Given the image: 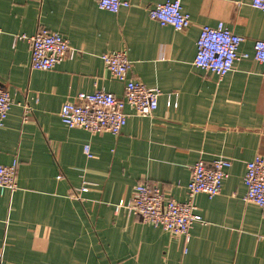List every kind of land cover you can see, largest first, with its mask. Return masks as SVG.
I'll return each mask as SVG.
<instances>
[{
  "label": "crops",
  "instance_id": "1",
  "mask_svg": "<svg viewBox=\"0 0 264 264\" xmlns=\"http://www.w3.org/2000/svg\"><path fill=\"white\" fill-rule=\"evenodd\" d=\"M125 1L128 8L109 13L97 0H0V87L11 98L0 123V165L18 162L17 190L0 193V260L264 264V208L243 200L245 164L264 156V76L252 58L253 43L264 41V12L250 0H183L190 26L175 31L148 16L165 0ZM219 22L242 37L238 51L248 55L223 77L193 64L200 28ZM39 27L70 47L48 71L30 68L29 45L17 38ZM120 50L131 63L128 79L160 89L157 109L139 117L126 106L118 135L66 127L60 108L78 93L123 96L100 58ZM221 157L231 161L228 177L216 196L193 198L202 221L188 241L124 207L116 211L140 182L185 201L192 165Z\"/></svg>",
  "mask_w": 264,
  "mask_h": 264
},
{
  "label": "built area",
  "instance_id": "2",
  "mask_svg": "<svg viewBox=\"0 0 264 264\" xmlns=\"http://www.w3.org/2000/svg\"><path fill=\"white\" fill-rule=\"evenodd\" d=\"M183 0H165L149 7L148 16L160 26H170L175 31H184L190 26V17L183 11ZM252 8L264 12V0H250ZM130 6L125 0H97V7L109 13H118ZM30 48V68L48 71L59 64L70 52L68 41L58 32L39 27L32 35H18ZM242 37L230 31L223 22L211 27L204 25L199 30L196 41V52L193 59L195 67L223 77L229 73L236 61L247 58L238 49ZM252 58L261 65L264 76V41L253 43ZM101 60L117 81L123 83V96L115 97L104 90L93 93H78L74 101L64 103L59 111L60 121L68 128H80L91 134L107 132L118 135L127 121L124 112L130 107L139 117L150 116L158 107L160 89L147 87L139 81L128 79L131 63L125 50L103 53ZM11 98L9 93L0 87V123L9 113ZM24 120L29 110L25 109ZM84 153L91 157L89 147L84 146ZM18 162L0 165V193L17 190L16 173ZM231 161L216 158L210 166L202 160L196 161L191 168V175L186 186L187 199L177 201L167 198L159 185L137 183L132 192L131 201L125 204L120 201L116 206L124 207L130 215L141 222L171 235H181L186 241L190 237V229L194 222H201L200 215L193 201L195 195L202 193L212 198L221 191L223 181L228 177L227 171ZM245 194L243 200L264 208V156L256 155L246 162L243 176ZM86 187L79 189L85 192ZM0 264H7L0 260Z\"/></svg>",
  "mask_w": 264,
  "mask_h": 264
}]
</instances>
